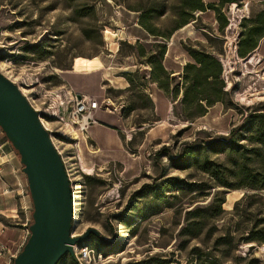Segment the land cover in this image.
<instances>
[{"label":"rangeland","instance_id":"rangeland-1","mask_svg":"<svg viewBox=\"0 0 264 264\" xmlns=\"http://www.w3.org/2000/svg\"><path fill=\"white\" fill-rule=\"evenodd\" d=\"M202 1L209 9L175 30L179 0H0V73L40 110L70 180L71 234L89 228L100 234L84 244L101 256L95 264H196L193 247L217 264H264V243L246 242L252 231L264 238V144L255 142L264 135V0ZM142 11H150L146 25L164 37L140 26ZM250 29L263 33L242 57ZM189 51L219 61L226 91L223 104L193 122L180 103ZM152 74L165 79L168 98ZM86 92L92 95H81ZM77 96L100 104L97 125L119 126L123 150L96 125L89 132L110 151L98 149L88 132H75L68 115ZM237 126L231 148L203 142L226 138ZM191 148L197 152L188 158L190 168H172L169 157ZM205 158L221 165L228 187L200 170ZM0 163V264H11L28 239L32 202L19 157L1 130ZM167 178L184 182L166 190ZM152 184L165 197L137 194ZM6 188L12 193L4 195ZM214 199L223 200L222 212ZM194 207L202 209L195 219L201 225L189 233L199 236L180 237ZM228 235L233 241L215 243ZM74 259L66 254L58 264H77Z\"/></svg>","mask_w":264,"mask_h":264},{"label":"water","instance_id":"water-1","mask_svg":"<svg viewBox=\"0 0 264 264\" xmlns=\"http://www.w3.org/2000/svg\"><path fill=\"white\" fill-rule=\"evenodd\" d=\"M40 118L18 86L0 73V129L19 156L33 207L29 237L12 264H58L66 254L74 259L73 248L91 235L100 237L93 228L71 234L70 180Z\"/></svg>","mask_w":264,"mask_h":264},{"label":"trees","instance_id":"trees-1","mask_svg":"<svg viewBox=\"0 0 264 264\" xmlns=\"http://www.w3.org/2000/svg\"><path fill=\"white\" fill-rule=\"evenodd\" d=\"M227 2H232V1H227ZM176 9L177 12L175 14V20H176L175 30L188 25L190 21L194 20L195 15H198L199 13H205L209 8L205 6L202 0H179V4ZM149 13L150 11H142V16L140 17V26L151 35L164 37L162 35L156 34L155 31L151 30L146 25ZM262 33L259 34L254 29H250L248 31V33L245 35L246 36L245 40L242 42L240 46L241 48L240 56L244 57L247 53L253 51L256 48V42L252 38L253 36H260L262 35ZM163 54L164 52L161 54V57H163ZM189 57L191 61L187 63L183 68V73H184L183 95L180 103L183 106L187 107L186 110H188V113L185 114L186 120H188L189 122H193L194 119L205 116L208 113L209 109H211L215 104H219V103L223 104V97L226 95V91H225V85L221 79V75H222L221 65L216 58H214L210 54L198 52V51H189ZM158 69L163 73L164 77L167 76V73L161 64L159 65ZM152 77L156 82L159 83L160 90H162L164 93L168 91V89L166 88L165 79H160L157 76H155V74H152ZM192 105L194 106L195 113H191V111H189L191 110L190 106ZM252 118H254L252 119V122L254 123L261 121V119L257 117H252ZM240 129H242V127L239 126L233 128L229 132L226 138H220V139L208 138V140L203 142H206L207 148H222L223 146H227L231 148L232 146H234L235 141H237L234 140L233 142L232 140L234 136L240 131ZM3 136L5 140L8 141L4 134ZM255 142L259 144H264V135L260 136V139L255 140ZM238 150H240L239 147H237V151ZM196 152H197L196 148H191L186 152L185 151L182 152L178 157H169L172 168L176 170H186L190 168L191 164L188 163V158L189 156H194ZM15 153L18 156L16 151ZM161 153L163 152L160 151L157 154V156H160ZM220 169H222L221 165H216L215 163H213L212 161L206 158L202 161V164L200 166V170L203 173L209 175L220 186L228 187L227 185H225L224 181H222L223 174ZM165 182L166 184H168V186H165V189L167 190L171 183H180V182L183 183L184 181L167 178ZM158 190L159 189L157 187H154V184H152L151 186L143 185L141 190L137 194L145 196L147 194V191H149L148 193L151 195L157 193V197L160 198L165 197L164 195L165 191L161 190L160 193H158L159 192ZM212 203L214 206H216L219 212H222L221 206L224 203L222 199H214ZM201 211L202 209L197 207H194L186 211L184 223L179 231L180 237H188L191 239L193 238L195 239L199 236V234L191 235L189 231L192 227L196 225L197 226L201 225L200 221H195L197 214H199ZM32 212H33V207L30 213L31 218H30V222L28 223V228L32 223ZM261 224L264 226V219L262 220ZM231 241H233V237H230L228 235V236L218 237L215 243L231 242ZM246 242L260 244V243H264V238L260 237L258 232L252 231L247 235ZM191 252H192L191 254H193L194 258L196 259V264L218 263L217 259H213L210 254L205 253L199 247H193ZM192 263L193 262L191 261L190 264ZM129 264H148V263H129ZM154 264H169V263L164 261Z\"/></svg>","mask_w":264,"mask_h":264},{"label":"built area","instance_id":"built-area-1","mask_svg":"<svg viewBox=\"0 0 264 264\" xmlns=\"http://www.w3.org/2000/svg\"><path fill=\"white\" fill-rule=\"evenodd\" d=\"M29 104L36 112L41 114L40 110L37 109L34 105H32V103L29 102ZM100 108H101L100 104L94 99L83 96L80 98L74 97L71 100V111L68 115V120L71 122V127H73L75 129V132H77L78 134L86 135L88 128L96 123L94 120V114ZM40 122L42 126L45 128V130H47L50 133V131L46 128V126L44 125V121L41 118H40ZM54 147L62 159L60 151L57 149L55 145ZM10 193H12V191H10V189L8 188L3 190L4 195ZM25 242L21 245V247L24 246ZM73 252L75 258L74 260L77 262V264H95L94 262L96 258L98 260L101 259L100 255L97 256V254H95L93 250L89 249L87 246L84 245L75 246L73 248ZM15 257L16 255L11 256V258L13 259Z\"/></svg>","mask_w":264,"mask_h":264},{"label":"crops","instance_id":"crops-1","mask_svg":"<svg viewBox=\"0 0 264 264\" xmlns=\"http://www.w3.org/2000/svg\"><path fill=\"white\" fill-rule=\"evenodd\" d=\"M158 90H160V89H158ZM161 92H163L162 90H160ZM163 94L165 95V93L163 92ZM81 95H84V96H89L90 97V95H92V94H90L89 92H86V93H82ZM164 95H162V96H164ZM167 95V94H166ZM165 95V97L166 98H168L167 96ZM159 96H161V95H159ZM162 98H164V97H162ZM153 100V99H152ZM152 103H153V101H152ZM154 104V103H153ZM154 107H155V105H154ZM108 115H110V116H112L113 118H116V120L118 119V122H121V117L119 116V117H115V115H111V114H109V113H107ZM96 122V121H95ZM96 125V130H98V132H100V133H103V135H104V137L105 138H107L109 141H115L116 140V142L118 143V144H120L121 146H122V148H121V150H123L124 149V144L122 143V140H121V138H120V136L118 135V132H119V126H117L116 128H112V127H109V126H106V125H104V124H101V125H97V122L95 123V124H93V125H91L89 128H88V130H87V132H88V135L90 136V138L95 142L96 141V144H98V149H100V150H103V151H110V149L111 148H109V144H107V145H103L102 146V142H103V138H101V137H94L90 132H89V129L90 128H95L94 126ZM127 157V156H126ZM120 162V160H118V163ZM121 163V162H120ZM1 164H3V163H0V166H1ZM137 175V172H135L133 175H132V177H134V176H136Z\"/></svg>","mask_w":264,"mask_h":264},{"label":"bare ground","instance_id":"bare-ground-1","mask_svg":"<svg viewBox=\"0 0 264 264\" xmlns=\"http://www.w3.org/2000/svg\"><path fill=\"white\" fill-rule=\"evenodd\" d=\"M20 91H22V90H20ZM23 92V91H22ZM74 136H75V134H73ZM72 135V136H73ZM231 201V199L229 198V196H228V198H227V202H230Z\"/></svg>","mask_w":264,"mask_h":264},{"label":"clouds","instance_id":"clouds-1","mask_svg":"<svg viewBox=\"0 0 264 264\" xmlns=\"http://www.w3.org/2000/svg\"><path fill=\"white\" fill-rule=\"evenodd\" d=\"M72 237H74V236H72Z\"/></svg>","mask_w":264,"mask_h":264}]
</instances>
